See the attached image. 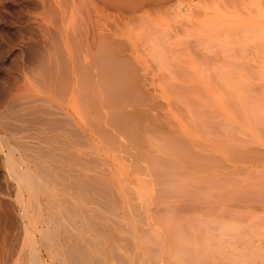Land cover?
Segmentation results:
<instances>
[{
	"label": "rangeland",
	"instance_id": "rangeland-1",
	"mask_svg": "<svg viewBox=\"0 0 264 264\" xmlns=\"http://www.w3.org/2000/svg\"><path fill=\"white\" fill-rule=\"evenodd\" d=\"M110 1L112 0L107 2L106 0H0V264H29L33 261L34 252H37L36 258L41 259V263L44 264L51 262L72 264L68 258L59 253V250L53 248L50 252L43 244L48 241L37 230L43 224L38 217L31 218L24 212V207L17 198V180L10 174L5 163V153L10 152L16 157L28 155V162L33 164L34 156H38L42 148L50 145L47 140L50 139L51 133L50 129L46 130L49 127L46 126L47 121L44 119L45 110L47 112L52 106L46 99L49 88L48 86L44 88L41 81L47 72L59 67V62L65 64L64 75L68 89L64 102L66 139L69 136L68 141L71 142L70 134L73 133L74 123L78 122L80 129L78 130L80 132L78 144L80 165L78 166L80 182L84 185V188L82 184V187L80 186L82 213L80 223L89 218L88 221L91 222L87 221V230L91 231L95 228L94 223L100 222L101 229L98 230L100 234L95 232L101 236L99 237L101 242L104 241V245L101 243L100 245L107 244L104 251L108 252L106 258L109 264H135L136 259H142L144 256L143 259L146 258L148 264H208L209 262L214 264L213 261H217L215 264H230V262L240 264L234 262V259H239V253L245 250L253 251V254L257 250L258 253L259 251L264 253V202L256 204L251 199L252 196L264 199V57L224 58L226 60L221 58L222 61L212 63L210 61L206 64L196 58L179 56L175 61L179 66L176 65L174 72L166 76L161 75V72H166L164 68V71L162 69L166 64L159 65L160 69L156 67L158 64L155 65L156 62L152 61L156 57L151 49L153 44H150L149 40V38L152 40L154 31L155 34L168 33L167 37L170 33L172 37L169 38L177 40V37H173L175 28L193 19L194 13L198 10L205 9L212 12L209 17L211 21L222 20L224 24L234 22L245 27L250 26L251 21H255L258 27H264V0H184L190 5L188 9L181 13L171 12L172 14L168 13L167 16L165 13L164 16L152 10L142 12L119 9ZM207 16L201 18L207 19ZM206 29L210 37L219 36L214 26ZM191 31L194 33L197 28ZM200 32L204 33L205 30ZM220 32L223 33L224 29ZM226 34L225 32L224 35ZM250 35L254 37L256 33L250 32ZM193 36L192 38H195ZM187 37V33H184L177 42L183 43ZM204 38L209 39V36ZM98 58L129 61L130 66L131 64L132 68L135 66L134 69H138L136 73L141 75L140 78L137 77V81L138 79L140 81L137 88L141 87L142 95L135 93L134 100L137 101H132L135 105L132 103L127 106L129 112L125 110L126 108L122 114L121 111L118 112L123 118L127 113L125 117L128 121L124 119L123 122L117 123L110 121V112L116 105H112L111 110V104L106 102L108 99L111 100L109 91H105L102 82L99 83L103 79L101 80L99 76L100 81H97L96 74V77H92L93 70L97 73L100 68V65H97ZM136 58L137 61L141 60L138 58H142V62H137ZM169 58L174 57L169 55ZM206 65L213 68V76L210 78L201 76V85H196L198 77L196 78L197 75L194 73L197 68H206ZM226 65L232 69L239 68V75L235 72L239 80L241 78L239 82L242 84L235 85L236 87L239 85L237 89L240 95L243 91L240 97L242 102L244 100L242 105H238L240 95L237 97L236 90H232L233 84L238 80L233 82L223 70V66ZM90 69L91 79L90 75H83ZM82 76L85 79L88 77L86 79L88 85L97 81L93 88L96 90L97 85L100 84L102 87L98 86L103 90L97 88L108 95V99L105 97L104 102L100 97H104L105 94L99 95L97 90V92L93 90V93H96L95 97L97 95L95 98L97 101L92 102L95 103V109L91 107L92 109L89 110L92 103L90 105L87 103L89 107L83 104L86 102L87 94H82L84 91L79 89L86 84ZM89 79L91 81H88ZM180 79L186 80L185 83L190 87L175 86V82ZM222 79L227 80L224 81L226 85H223L226 86L225 89H221L223 86H219V89L216 83L214 84L215 81ZM80 80L84 83L80 84ZM77 93L84 96L80 97L81 95L78 96ZM54 94L55 91L52 95ZM188 96H199L202 105L189 107L186 101ZM139 97H142V100ZM250 97L258 100L256 105L253 100L251 102ZM81 100L85 102L80 103ZM74 101L76 104L80 103V106L74 104ZM99 103L102 104L99 106ZM105 103L107 106L110 105L105 107L109 111V117L108 111H104L101 107L106 106ZM79 107L84 111V117H82L83 113L81 114L82 110L78 111ZM95 111L96 114L99 112L97 116ZM113 111L112 114L117 113L116 109ZM211 111H216L217 114L211 116L208 113ZM218 120L222 122L218 123ZM127 122L134 126L137 131H134L135 135ZM103 131L106 132L104 136H107L100 134ZM136 133L141 134L140 140H137L139 136ZM128 135L135 137L136 140H130L131 137ZM66 139L65 145L69 144ZM135 141L137 142L134 143ZM152 142L154 145L161 143L159 148L155 145L157 150L162 154L171 152L173 159L177 161L169 170L172 172L168 174L167 178H171L169 180L161 182L162 180L155 179L160 178L157 175L159 161ZM141 155L145 156L140 159ZM134 163L141 164L138 166ZM138 168L141 169V173L143 172V177ZM151 177H154L155 182H150ZM84 182L90 183V186H86L88 183L85 185ZM82 188L87 191L82 193ZM102 202L106 203L102 204ZM86 209H89V212ZM84 210L88 215L84 216ZM94 212L99 214V217L94 215V219L93 215H90L95 214ZM238 213L246 217L241 216L240 220L237 217ZM94 220L98 221L94 222ZM253 221L258 222L259 225L257 226ZM213 223L217 225L222 223L220 229L214 230L218 238L211 233L207 238L201 233V228H204L205 224ZM237 226L241 229L242 226L247 227L250 233L243 227L246 233L243 234L241 231L235 234L233 228ZM102 236L106 237L107 242ZM180 236L185 237L186 243H182L184 240L179 241ZM215 238L217 239L212 248L209 242L211 243L210 239ZM237 240L248 249L239 250L242 246ZM219 251H223L222 254H219ZM115 252L119 259L113 256ZM139 252L142 253L138 255ZM124 256L123 259L126 261L122 259ZM129 256L134 263L127 259ZM199 258L206 259L204 261L201 259L200 262ZM260 259L254 264H262L261 262L264 264ZM140 261L146 263V260ZM139 262L137 260L136 264H141Z\"/></svg>",
	"mask_w": 264,
	"mask_h": 264
},
{
	"label": "bare ground",
	"instance_id": "bare-ground-1",
	"mask_svg": "<svg viewBox=\"0 0 264 264\" xmlns=\"http://www.w3.org/2000/svg\"><path fill=\"white\" fill-rule=\"evenodd\" d=\"M107 1H109V0H106V2ZM110 2H112L113 6L116 4V7L118 6L119 9L120 8H124L126 10L127 9L128 10H137V11H142V12H147V11L152 10V11H156L157 13L162 14V15H164V13H165L166 16H167L168 13L172 14V13H175V12L176 13L184 12L186 9H188L190 7V5L188 3H186L184 0H112ZM110 4H108V5H110ZM211 14H212V12L209 11V10H206V9L205 10H198L196 13H194L193 17L191 16L193 19L187 20L185 23L179 24V26L177 28L174 27L175 28V30H174L175 32L173 33V37H177V40L175 38H173L175 40H173L171 38L172 41H170L171 40L169 38L170 33H169V36L167 37L168 33L164 34V32L163 33L161 32L159 34L158 33L155 34L154 33L155 31L152 32V36L153 35L154 36L152 37V40H151V38H149V40H150V44H153V47L151 49L153 51V54H155V57H156V58H154V60L152 59V61H155L156 62V63L154 62L155 65L158 64L156 67H160V69H161V66H159V65H164V64L167 65V66L165 65L166 68H165V66H162V69L164 68L166 70V72L163 69L164 72L163 73L161 72V75H166L167 76L168 74L174 72L173 70L176 69L175 66L176 65L179 66V64H177L175 62L176 59H178L176 57H179V56H187V57H191V58H196L199 62L202 61L201 63H206V64H209L210 61H211L210 63L217 62L218 60L222 61L221 58H223V59L224 58H227V59L228 58H253L254 56H257L259 58H263L264 57V27H261V26L258 27L256 25L257 23L255 21L254 22L251 21L250 24H249L250 26H247V27L241 26V25H236V23H234V22H232L230 24L229 23L224 24L222 22V20L211 21L209 19V17H211L210 16ZM204 15L205 16L208 15L207 16L208 18L207 19L201 18ZM209 26H214L218 30L217 32H219V36L214 35V37L213 36L210 37L211 35L207 31L208 29H206ZM195 28H197V31L192 33L191 30H193V29L195 30ZM200 29L202 31L205 30V32L204 33L203 32L199 33V31H201ZM222 29H224L223 33L220 32V30H222ZM190 31H191V33L193 35L195 33H197V32H198V34H195V36H193L192 34H190ZM166 32H168V31H166ZM225 32L227 33L226 35H224ZM250 32H254V33H256V35L254 37H252L250 35ZM184 33H187L188 37L185 40H183V43H181L180 41L177 42L178 39L181 37V35L184 34ZM189 34L192 35L195 38H192V36H190ZM196 35H198V36H196ZM208 36H209V39H205L204 38V37L208 38ZM170 37H172V36H170ZM204 39L208 40V41H205ZM251 39H253V41H251ZM169 55H172L174 58H169ZM199 58H202L203 60H201ZM81 59H84V58H81ZM138 59H141L139 61L142 62V58H138ZM88 60H89V58H88ZM127 60H129V59H127ZM224 60H226V59H224ZM98 61H97L98 62L97 65H100V68L98 67L99 68V70H98L99 72L97 71V73H95V71L93 70L94 74L92 75V72H91L92 70L90 69L89 71H86V73L88 72L87 74H83V75H90L89 78L91 79L92 77L94 78V76L96 74V76H98V77L95 76L96 77L95 79H97V81H100V80H98L99 76L101 77L100 78L101 80L102 79L104 80V81L103 80L100 81L99 83L101 84V82H102V85H104L103 87L106 88V90L105 89L104 90L105 91H107V90L109 91V94H108V92H107V94L110 96L111 100L108 99V97H107L108 95L106 96V93L104 91L103 92L100 91V90H103V89H100V87H102V86L100 84H98V85H100V87L98 85H97V87L100 90L97 87H96V90L99 92V95H101V93L105 94V96L104 97H100V99L102 98L103 101H104V98L107 97L108 100L106 102H107V104L108 103L111 104V110H112L113 106L116 105L114 108L117 110V113H115V114L113 113L112 114V112H114L113 110H115V109H113L110 112L111 113L110 121H112L113 123L114 122L115 123L123 122L122 121L123 119L126 120L125 116L127 115V113L125 112L126 115L123 113L125 115L124 118H123V116L121 117L122 111L124 112L125 108H126L125 110H127L128 109L127 106L131 105L133 103L132 101L136 100V99L134 100L135 93H137L139 95H142V92L140 90L141 87H139V89L137 88L139 86L138 83H140L139 79H138L139 82L137 81V77L140 78L139 76H141V75L136 73V71L138 69L137 70L134 69L135 66H134V68H132L131 67L132 64L130 66V63H128L129 61L126 62L125 60L122 61V60H119L117 58H98ZM136 61H137V58H136ZM139 61H137V62H139ZM235 61H237V60H235ZM61 63L60 62L58 63L59 67L58 68L56 67L57 69H54V68L52 70L50 69L51 71L47 72V74L43 76L42 81H41L43 86H44V88L45 87L47 88V86L49 88V91L46 92L48 94L46 99L49 102H51L50 105L52 106V108L48 109L47 112L45 110L46 116H45V119H44V120L47 121V123L45 121L46 126L49 127V128H46V130L50 129V131L49 130L48 131L51 133L50 139L47 140V142L50 145H48L47 148L46 147L42 148L43 151L41 150L40 154L37 152L38 156H34V160L32 161L33 164L28 162V160H29L28 159V155H23L22 157H16L15 155H13L10 152H6L5 153V163H6L7 168L9 169L10 174L17 180V191H18L17 192V198L22 203V206L24 207V212L27 215H29L31 218L38 217L40 219V221L42 222V224H43L42 227L41 228H37V230L39 231V233L43 237H46L44 239L47 240L48 242H45L43 244L48 249V251L51 252L53 250V248H55L56 250H59V253L62 254L63 257L68 258L71 261L72 264H107L108 263L107 262L108 259L106 257L108 256V254H107L108 252L104 251L106 249L104 247H107V244H106V246H103L104 245L103 244L104 241L102 243L101 240H100L101 236L98 235V234H100V232L98 230L101 229V226L99 225L100 222L98 220H94V222L98 221V223L97 222L94 223V224H96V225H94V227L96 229L92 228L91 231H89V229L87 230V224L89 222H91V221H88L89 218L88 219L86 218L87 219L86 220L85 217H84V219H85L84 221H86V223H84L83 220H82L83 223L82 224L80 223L81 222L80 221V217H81L80 214H82L80 212V208H81L80 207V186H81V184H82V186L84 188L83 182H80V167L78 166V165H80L79 164L80 163V161H79L80 152H79V147H78V144L80 143V141H79L80 140V138H79V133L80 132L78 130H80V129H79V126H78L79 125L78 122H76L74 124L72 123L74 125V129H72L73 133H71L69 131L70 129H68V131L71 133L70 136L72 135L71 136V142L68 141V139L70 138L69 136H67L68 139H66V134L67 133L65 132L66 124H65V119H64V112H65V110H64V102L66 101L65 98L67 97V90L68 89L66 87L67 83L65 81V75H64L65 74L64 73V65L65 64L64 63L61 64ZM87 63H89V62H87ZM230 65H232V64H230ZM90 66H92V65H89V67ZM227 66L228 65L223 66V70L228 73V76H230L232 78L233 82H234V80H238V81H236L237 83L235 82L233 84L234 86L232 85L233 88L231 86L232 90H236V94H237V97H238V95H240V92L238 90L239 89L238 88L239 85H237V87H236L235 84H240V85L242 84L241 82H239L241 80V78L239 80L238 76L236 75V72H238V75H239V72H240L239 68L236 67V68L232 69V68L227 67ZM89 67H88V69H89ZM233 67H234V64H233ZM84 68H85V66H84ZM92 69H93V67H92ZM236 69H238V71ZM83 71L85 73V69H83ZM224 71H223V73L226 74V72H224ZM82 73L83 72L81 71V74ZM187 73H189V72L187 71ZM194 74L197 75L196 78L198 77V83L196 85H201V81H200L201 76L203 78L204 77H207V78L212 77L213 76V68H210V67H208L206 65V68H203V67L201 69L197 68L196 73H194ZM91 75H92V77H91ZM235 76L237 77V79H236ZM82 77H84V76H82ZM87 78L88 77H86V79ZM83 79H85V77ZM90 79L88 81H91ZM92 81H95V80H92ZM97 81H96V83H97ZM185 81L186 80L180 79L178 82H175L176 83L175 86H177V87L187 86V88L190 87V85L185 83ZM224 81H227V80H224ZM224 81H223V79L221 81L218 80L217 82L215 81L214 84L216 83V86H218V87L219 86H223V85H226V84H224L225 83ZM82 82L84 83L83 80H82ZM82 82L80 80V84ZM85 83L86 84L88 83L87 80H86ZM91 83H93V84H91ZM91 83H90L91 85H88L89 84L88 83L87 85L85 84V86H80L79 87L80 91H84V92H82V94L83 93H85L84 95L87 94L85 96L86 100L84 99L86 102L82 101V100L80 101V103L81 102H85L83 104H86V106H87V103H88V105H90V103H92L93 100H95V98H97V95L95 97L96 93H93V90H95V88H93V87H95L94 84H96V83H94V82H91ZM193 87H195V85H193ZM248 87H249V84H248ZM225 88H226V86L221 87V89H225ZM219 89H220V87H219ZM96 90L94 92H97ZM53 91H55L54 95H52ZM137 91H140L141 94H140V92L138 93ZM238 92H239V94H238ZM241 93L243 94V91ZM245 93L246 92H244V94ZM82 94H78L77 93L76 95H78V96L81 95L80 97H82V96H84ZM104 94H102V96ZM241 95L238 97L239 99H240ZM237 97L235 96V98H237ZM140 98L142 100V97H139V99ZM238 98H237V101L239 102ZM255 98H256V96H255ZM249 99H251V97ZM74 100H76V99H74ZM90 100H92V101H90ZM141 100H140V102H143ZM200 100H201V98L199 96H188L186 98V101H187L189 107H193V106H196V105H199V104L202 105V102ZM252 100L254 102V105H256V100L257 99L254 100V98H252L251 102H252ZM77 101H79L78 97H77ZM95 101H97V100H95ZM103 101L101 100L102 103H103ZM80 103L76 104V102L74 101V104H76V105L80 106ZM102 103H99V106ZM241 103H244V100L242 102V100L240 99V103H238V105L239 104L242 105ZM107 104H106V106L105 105L101 106V107L104 108V111L106 110L105 107H109L110 106V105L107 106ZM86 106H84V108ZM94 106H95V103L94 104L92 103V105H90V107L89 106H87V107H89L90 108L89 110H91L92 109L91 107H93V109H95ZM243 107H244V104H243ZM251 107H250V109H251ZM79 109L82 110V108L79 107L78 111H79ZM99 111L102 112L101 110H99ZM106 111H108V110H106ZM119 111H121V114H119L120 113ZM127 111L129 112L130 110H127ZM88 113H89V111H88ZM96 113L97 112L95 111V114ZM104 113H106V112H104ZM208 113H210L211 116L217 114L216 111H211V112H208ZM81 114L83 115L82 117H84V111L83 110H82ZM98 114H99V112H98ZM98 114H96V116ZM107 114H108V117H109V111H108ZM107 114H106V116H107ZM129 114L130 113H128V116H129ZM102 115H103V113H102ZM89 117H90V115H89ZM98 117L101 118V119L104 118V117H100V116H98ZM136 117H137V115H136ZM107 119H109V118H107ZM103 120H102V122H104ZM126 121H128V119ZM220 121L221 120H218V123H220ZM96 122H98V121H96ZM135 122H136V120H135ZM105 123H107V125H108V122L105 121ZM97 124L100 126L99 123H97ZM127 124L129 125V127L131 129V132L134 133V131H135L134 126L131 125L130 122H127ZM135 124H137V122ZM94 126H95V124H94ZM109 126H111V124ZM117 126H118V124H117ZM120 126L121 125L119 124V127ZM141 126H143V124ZM68 128H70V127H68ZM102 128L103 127L101 125V129ZM107 128H108L107 131H109V127H107ZM140 128H142V127H140ZM122 129H119V130H122ZM112 130H113V127H112ZM96 131H99V130H96ZM141 131L142 130H140V133H141ZM135 132H137V131H135ZM104 133H106V132L103 131L100 134H102L104 136ZM133 133H132V135H133ZM137 134L138 133H136V135ZM134 135H135V133H134ZM139 135H141V134H139ZM139 135H137V136H139ZM105 136H107V135H105ZM114 137H115V135H114ZM129 137H131V136H129ZM110 138H111V136H110ZM134 138L131 137L130 140H132V139H133V141L136 140ZM139 138H140V136L137 137V140L141 139V138L140 139ZM65 139H66V141L69 142V144L66 142L68 145L67 144L65 145ZM142 139H144V138H142ZM128 142H129V140H128ZM130 142H132V141H130ZM136 142L137 141H135L134 143H136ZM140 142L142 143L144 141H140ZM111 143L112 142L110 141V144ZM125 144H126V142H125ZM119 145H121V144H119ZM135 145H137V144H135ZM152 145L154 147H155V145H158V148L161 147L160 146L161 143L160 144L159 143L158 144L155 143V145H154L153 142H152ZM138 146L142 147V145H138ZM122 147H123V145H122ZM114 148L116 149V147H114ZM115 149H113V151ZM141 149L139 148V150H141ZM154 149L157 150L156 147L153 148V150ZM156 150H154V151H156ZM258 150H259V148H258ZM260 150H262V149L260 148ZM142 152H144V151H142ZM186 152L188 153V149L187 148H186ZM109 153H111V152H109ZM152 153H150V154H152ZM154 153H156V152H154ZM117 154H119V153H117ZM131 154H132V152H131ZM133 154L135 156V153H133ZM139 154H141V153L139 152ZM166 154H168V156ZM142 156H145V155H141V157H139V158L141 159ZM157 157H158V161H159V162H157L158 163L157 164V166H158V168H157V171H158L157 173L158 174L157 175L160 178H155V179H158L160 181L162 180L161 182H163V180L166 181V180L171 179V178H167V177H169V175H168V174H170L169 172H171L169 170H171L173 168V166L176 165V162H177L175 159H173L174 158L173 154L171 152H167L165 154H162V153H160L157 150ZM147 158H149V156ZM109 163L111 164V162H109ZM21 164L26 166V168H23ZM134 164H137L139 166L141 163H134ZM139 168H141V167H139ZM143 168H142V170H143ZM139 170H140L139 172L141 173V169H139ZM136 171H138V170H136ZM142 173H141V177H143ZM151 178H149V180ZM158 180H156V181H158ZM143 181H144V179H143ZM150 182H155L154 177L151 179ZM86 183H88V182H86ZM86 183H85V185H86ZM91 185H92V183H91ZM111 185H112V183H111ZM86 186H90V183H88V185H86ZM83 188L81 189L82 190L81 192L85 193V190L88 187L87 188L85 187L86 188L85 190ZM107 188H105V189H107ZM93 191L95 192V190H93ZM96 193H98V192H96ZM109 193H111V192L109 191ZM263 195H264V193H263ZM97 196H96V198H97ZM244 197L247 198L248 196H244ZM252 197H251V199H253V201L256 204H261L260 202H264V199H263L262 195H261V197H262L261 199L255 198L256 196H252ZM243 198H241V199H243ZM99 199H101V198H99ZM114 200L117 201L116 198H114ZM111 202H113V200H111ZM104 203H106V202H102V204H104ZM106 205L107 204H105V206ZM107 207H108V205H107ZM93 209L95 210L97 208H93ZM86 210H88V212H89V209H86ZM83 214H84V216H86L85 214H87V212L85 211V213L83 212ZM90 215L91 216L93 215L92 217L94 218V215L96 216L97 214L96 213L95 214L92 213ZM98 215L96 217H99ZM241 216H242L241 213L237 214V217L239 219H240ZM243 217H246V215L242 216V218ZM87 221H88V223H87ZM253 223L257 224L258 222H256V221L254 222L253 221ZM253 223H251V224H253ZM246 224H247V222H246ZM260 224H261V222H260ZM221 225H222V223H219V225L214 224V223L213 224H205V227L201 228V233L205 234L207 236V238H209V235H208L209 233H211V235L216 236V233L214 232V230L216 231V230L220 229ZM258 225L259 224H257V226ZM246 226L249 228L248 225H246ZM253 226H254V224H253ZM90 227L91 226H89V228ZM238 227L239 226L233 228L235 234H238L241 231H242L241 233L245 232L244 228H246V230L248 231L247 227H245V226H242V229H241V227L240 228H238ZM84 228H86V229H84ZM86 230H87V232H86ZM95 231H97L98 234H96ZM249 235H252V234H249ZM246 237H247V235H246ZM217 238H215L214 240L210 239L211 243L209 242V244L212 246V248H214L215 240ZM184 239H185V237L183 236V238L181 237L179 239V241H183ZM188 239H190V238H188ZM240 239H242V238H240ZM263 239H264V237H263ZM256 240H258V239L256 238ZM105 241L107 242L106 239H105ZM237 241L239 242V240H237ZM243 242H245V241H243ZM251 242H252V240H251ZM100 243L103 244V245H100ZM140 243H141V240H140ZM182 243H186V241L184 240ZM250 243H248V244H250ZM240 244H241L240 246H242V243H240ZM248 244H247V246H248ZM210 245H209V248H211ZM237 245H238V243H237ZM143 246H144V241H143ZM201 246H199V247H201ZM205 246H206V248L208 247L206 243H205ZM251 246L252 245H250V247ZM109 247H111V246H109ZM202 247L205 248L204 246H202ZM254 247H255V245H254ZM245 248H247V247H246V245L243 244L242 248L241 249L239 248V250H242V249L245 250ZM253 250H255V249L253 248ZM223 251H221V252H223ZM221 252L219 254H222ZM256 252L253 254V251L251 252V251L245 250V251L239 253L240 257L237 254L239 259H234V262H237V263H240V264H254L255 261H257V259H260V258L264 261V253H261L260 251H259V253L258 252L256 253ZM140 253H142V252H139L138 255H140ZM255 254L257 256L259 255L260 257L258 258ZM114 255L116 256V252H115V254H113V256ZM248 255H250V256H248ZM36 256H37V252H34L33 261H31V263H29V264H44V263H41L42 260L39 259V258H36ZM117 256L115 258L119 259V256L118 257ZM132 256H134V255H132ZM135 256H137V254ZM202 256H204V254ZM205 256H206V254H205ZM130 257L131 256L127 257V259L128 258L130 259ZM123 258H125V256L122 257V259ZM143 258L142 259L138 258V259H136V261L138 260V262H139L140 260H143V262H144L146 260V263L144 262V264H148L149 262H147V259L146 258L143 259ZM206 258H201V259H202V261H204V259H206ZM217 258H219V257H217ZM255 258H257V259H255ZM122 259H121V261H122ZM131 259H130V261L132 263H134ZM201 259H200V262H201ZM209 259H211V258H209ZM123 260L126 261V259H123ZM235 260H237V261H235ZM136 261H135V264H136ZM213 262L215 264L217 261L216 262L213 261ZM213 262H211V263H213ZM139 263L143 264L142 261H140ZM261 263L263 264V262H261ZM50 264H54V263L51 262ZM230 264H232V263L230 262Z\"/></svg>",
	"mask_w": 264,
	"mask_h": 264
}]
</instances>
